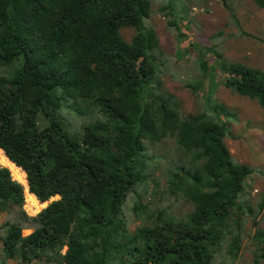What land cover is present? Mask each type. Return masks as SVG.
Returning <instances> with one entry per match:
<instances>
[{
    "label": "trees",
    "instance_id": "obj_1",
    "mask_svg": "<svg viewBox=\"0 0 264 264\" xmlns=\"http://www.w3.org/2000/svg\"><path fill=\"white\" fill-rule=\"evenodd\" d=\"M151 12L150 0H0V151L47 203L29 216L0 166V264H236L246 215L264 264V200L254 210L241 196L250 169L225 145L213 74L188 43L199 66L184 86L202 103L180 114ZM222 71L223 87L264 106V71Z\"/></svg>",
    "mask_w": 264,
    "mask_h": 264
},
{
    "label": "rangeland",
    "instance_id": "obj_2",
    "mask_svg": "<svg viewBox=\"0 0 264 264\" xmlns=\"http://www.w3.org/2000/svg\"><path fill=\"white\" fill-rule=\"evenodd\" d=\"M150 1L152 12L144 19V24L153 29L159 39L162 52L160 69L166 73L162 78L164 88L176 97L180 114L198 110L201 99L184 84L193 85L197 82V59H206L210 73L213 74L209 79L210 97L227 112L226 122L229 127L224 139L225 145L235 161L250 169V174L243 182L241 196L255 210L256 204L264 200V106L223 87L222 67L225 63L236 62L264 71V8H258L253 0ZM230 14L235 16L238 26L232 23ZM169 21H175L174 27L168 25ZM121 35L128 41L133 30L122 29ZM188 43L195 45L202 53L195 57L196 61L194 55L188 53L193 50ZM210 50L214 52L213 57H210L213 63H209L205 57L210 55ZM202 93L200 91L198 95ZM8 163V159L0 151V166L8 168L11 173L6 165ZM19 172L23 175L22 180L15 179L12 173L11 177L24 187V211L29 216H35L47 203L40 204L35 197L36 204L31 206L28 203L25 175L20 169ZM55 199L57 197L50 201ZM4 218L5 214L2 213L0 225ZM257 219L259 227L264 228V210ZM244 220L245 234L248 235L242 241V251L236 264H252L253 246L250 238L254 230L251 227V216L246 215ZM136 224L137 222L130 223V230ZM29 233V230L22 231L23 235ZM6 264H15V261L9 260Z\"/></svg>",
    "mask_w": 264,
    "mask_h": 264
},
{
    "label": "bare ground",
    "instance_id": "obj_3",
    "mask_svg": "<svg viewBox=\"0 0 264 264\" xmlns=\"http://www.w3.org/2000/svg\"><path fill=\"white\" fill-rule=\"evenodd\" d=\"M6 165L10 168L11 173H12V176H13L15 179H21V180L23 179V175H22V176L20 175L19 169H18L17 167H15V166H14L12 163H10V162H9L8 164H6ZM27 197H28L27 201H28V203H29L31 206H33L34 203H35V204L37 203V202L35 201L33 195H31V194L28 193Z\"/></svg>",
    "mask_w": 264,
    "mask_h": 264
},
{
    "label": "built area",
    "instance_id": "obj_4",
    "mask_svg": "<svg viewBox=\"0 0 264 264\" xmlns=\"http://www.w3.org/2000/svg\"><path fill=\"white\" fill-rule=\"evenodd\" d=\"M20 169V168H19ZM26 191L28 192L27 185H26ZM29 193V192H28Z\"/></svg>",
    "mask_w": 264,
    "mask_h": 264
}]
</instances>
